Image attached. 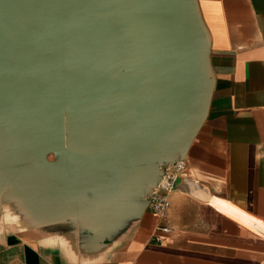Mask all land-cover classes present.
<instances>
[{"label": "water", "instance_id": "obj_1", "mask_svg": "<svg viewBox=\"0 0 264 264\" xmlns=\"http://www.w3.org/2000/svg\"><path fill=\"white\" fill-rule=\"evenodd\" d=\"M209 44L197 0H0V168L54 204L143 211L207 116Z\"/></svg>", "mask_w": 264, "mask_h": 264}, {"label": "crops", "instance_id": "obj_2", "mask_svg": "<svg viewBox=\"0 0 264 264\" xmlns=\"http://www.w3.org/2000/svg\"><path fill=\"white\" fill-rule=\"evenodd\" d=\"M197 1L213 92L166 219L54 204L27 164L0 168V264H264V0Z\"/></svg>", "mask_w": 264, "mask_h": 264}, {"label": "built area", "instance_id": "obj_3", "mask_svg": "<svg viewBox=\"0 0 264 264\" xmlns=\"http://www.w3.org/2000/svg\"><path fill=\"white\" fill-rule=\"evenodd\" d=\"M184 159H177L168 162L163 166V175L157 185L148 194L149 207L162 220L166 219L167 212L171 206L170 196L176 189L177 180L186 169ZM159 228L166 230L167 226L159 225Z\"/></svg>", "mask_w": 264, "mask_h": 264}, {"label": "bare ground", "instance_id": "obj_4", "mask_svg": "<svg viewBox=\"0 0 264 264\" xmlns=\"http://www.w3.org/2000/svg\"><path fill=\"white\" fill-rule=\"evenodd\" d=\"M213 202L220 209L227 211L228 213H235V208L225 201L213 200ZM253 229L264 235V222H261L259 226H253Z\"/></svg>", "mask_w": 264, "mask_h": 264}]
</instances>
